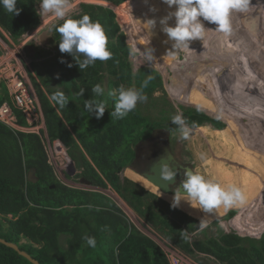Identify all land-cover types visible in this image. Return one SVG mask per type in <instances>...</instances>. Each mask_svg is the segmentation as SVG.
Segmentation results:
<instances>
[{
    "label": "trees",
    "instance_id": "obj_1",
    "mask_svg": "<svg viewBox=\"0 0 264 264\" xmlns=\"http://www.w3.org/2000/svg\"><path fill=\"white\" fill-rule=\"evenodd\" d=\"M17 8L19 14L13 15L0 5V25L16 41L41 24L35 0H17ZM83 14L103 26L112 58L97 60L87 68L79 69L71 55L60 52V35L55 30L52 38L55 55L50 58L37 49L36 56L44 60H33L37 76L33 74L31 79L38 90L49 138L64 144L77 168L81 169L79 177L87 178L95 186L105 187L106 183L115 186L133 210L162 232L177 249L190 256L198 252L212 256L220 264H264V254L250 248L249 243L248 247L244 246L223 233L191 241L190 233L200 228L197 218L172 208L163 194L146 190L137 179L136 182L128 178L121 180L120 173L129 167L135 156V145L157 128L171 131L173 128L165 122L164 110H160L158 118L152 119L149 114H144V106L140 104L121 119L111 118L115 100L108 92L118 89L121 80L131 85L130 48L113 8L84 3L79 12L70 17L79 18ZM61 23L57 21L56 24ZM69 63L73 66L68 67ZM149 76L151 80H148ZM106 77L108 86L105 88L102 84ZM158 79L159 73L155 69L143 67L138 71L137 90L147 97L146 102L162 100L153 98ZM96 84L105 89L103 97H96L91 91ZM81 88L84 89L82 96L79 95ZM57 90L64 92L69 100L64 108L51 100ZM9 98L5 83L1 82L0 105ZM88 99L105 101L102 118L97 119L85 111L84 104ZM16 114L17 124L27 126L23 112L16 110ZM183 118L194 128L204 123L223 126L218 119L195 108H186ZM32 169L37 182L29 179ZM85 235L95 237V248L87 245L83 239ZM0 238L17 244L40 264H171L163 248L137 228L116 202L108 200V196L58 182L40 134L16 130L1 120ZM249 241L264 244V237ZM0 264L34 263L0 241Z\"/></svg>",
    "mask_w": 264,
    "mask_h": 264
},
{
    "label": "rangeland",
    "instance_id": "obj_2",
    "mask_svg": "<svg viewBox=\"0 0 264 264\" xmlns=\"http://www.w3.org/2000/svg\"><path fill=\"white\" fill-rule=\"evenodd\" d=\"M124 2L128 0H69L66 18L78 13L84 3L113 7L121 26L120 31L126 34L130 48L131 85L121 80L120 86L137 89L136 77L141 68L150 67L157 70L159 79L158 83L155 82L153 98L162 100L138 102V105L144 106V114H149L155 119L160 115V110H164L167 115L165 122L173 128L170 130V138L176 157L191 164L192 168L206 178L213 179L224 187L234 184L244 192L245 201L242 204L230 209L221 206L214 210L212 215H206L201 210L193 208L190 203L181 201L178 210L197 218L199 222L202 219L207 223L203 230L198 228L191 232L190 240L223 233L236 238L244 246L248 247L249 243L252 245L250 248L264 254L262 248L264 244L249 241L250 238L259 241L264 237V0H250L246 12H237L240 18L231 15L233 31L230 35L218 31L215 24L203 21L206 28L203 41L192 40L189 47L175 52L172 51L173 42L162 32V25L159 22L160 18L173 9H169L162 0H129L127 9L117 8ZM35 4L40 8L38 0H35ZM152 8L156 11H152ZM142 14L145 16L144 20L141 18ZM146 17L155 19L156 24L153 28L150 29ZM53 18L54 15L49 13L42 21V25L18 41L0 25V73L12 70L21 74L26 80L27 87L37 90L32 85L31 77L33 74L37 76L32 63L33 60L35 62L44 60L36 56L39 51L37 49L47 53L50 58L55 55L53 31H47L51 24L58 21L52 20ZM169 24L174 25L175 18L169 20ZM249 27L254 28L255 34ZM149 48L152 49L154 56L151 62L146 61L143 56V52ZM195 70L196 74L192 76L191 73ZM121 78L120 76L119 79ZM107 80L108 77L102 84L105 88L108 86ZM188 107L204 111L218 119L223 126L216 127L212 123H204L194 128L185 123L189 138L183 139L180 127L171 120L177 114L183 117L184 110ZM241 108L246 113V118L236 114ZM33 117L36 118L34 115ZM33 132L40 134L58 182L108 196V200L116 202L137 228L163 248L171 264H220L212 256L199 252L195 256H190L177 249L162 232L145 222L112 184L106 183L105 187H100L81 183L79 177L81 169L77 168L61 141L54 142L49 138L45 120L36 119ZM34 176L32 178H35ZM120 178L123 181L126 178L134 182L138 180L137 183L140 186L145 185L146 190L161 194L144 178L136 177L129 167L120 173ZM163 195L171 204L173 194ZM230 210H234L232 214ZM244 230H250L251 233L247 234ZM200 258H203L201 262Z\"/></svg>",
    "mask_w": 264,
    "mask_h": 264
},
{
    "label": "clouds",
    "instance_id": "obj_3",
    "mask_svg": "<svg viewBox=\"0 0 264 264\" xmlns=\"http://www.w3.org/2000/svg\"><path fill=\"white\" fill-rule=\"evenodd\" d=\"M38 2L40 4V10L38 11L40 16L43 17L48 13H52L56 20L62 21L59 25L51 24L47 31L55 30L59 33L58 46L60 52L71 55L79 69H85L97 60L106 61L112 58V53L107 46L108 37L103 26L98 21H94L88 14H83L79 18L70 17L66 19L69 12V0H38ZM162 3L166 4L169 9H173L166 16L160 18L159 22L162 25V32L166 34L168 40L173 42L172 51L175 52L181 48L189 47V43L192 40L200 39L203 41L206 35L203 21L215 24L218 31L230 35L233 31L232 13L246 12L250 0H162ZM0 5L13 15H18L20 12V9L17 8V0H0ZM151 10L156 11L155 8ZM172 18H175L174 25L169 24V20ZM147 21L150 29L156 24L155 19H148ZM30 31H27L22 36H27ZM81 56L83 59L80 58ZM143 56L146 61L151 62L154 60L153 52L150 48L143 52ZM60 62L64 63V60L61 59ZM72 66L71 63L68 64V67ZM151 79L152 77L149 76L148 80ZM146 85L147 81H145L144 86ZM91 91L96 97L105 95V89L100 84L94 85ZM83 93L84 89L81 88L79 95L82 96ZM108 95L115 100L114 111L110 112V116L116 119L125 117L136 108L138 102L147 99L141 90L125 88L124 86L109 91ZM51 100L60 108H64L69 103L64 92L60 90L52 94ZM84 108L89 115L94 114L97 119H100L105 113L106 103L101 99H88L85 101ZM171 122L180 127L183 133L182 138L187 140L189 138L188 129L185 126V120L182 115L173 116ZM13 128L21 130L16 127ZM161 172L162 178L167 181L173 180L176 175L170 166L165 167L162 165ZM183 176L184 179L181 184L174 189L171 200L172 208H177L181 205V201H186L193 208L201 210L206 215H212L214 210L221 206L225 209H230L245 201L244 192L234 184L224 187L219 182L195 172L192 168H185ZM199 227L203 230L207 227V223L201 219ZM184 238L187 239L186 234ZM83 239L89 247H96L95 237L85 235Z\"/></svg>",
    "mask_w": 264,
    "mask_h": 264
},
{
    "label": "built area",
    "instance_id": "obj_4",
    "mask_svg": "<svg viewBox=\"0 0 264 264\" xmlns=\"http://www.w3.org/2000/svg\"><path fill=\"white\" fill-rule=\"evenodd\" d=\"M0 81L5 83L10 97L9 100L0 105V120L21 130L33 131V124L36 119L37 121L40 119L44 121V114L37 92L35 91L36 89L33 87L32 89L28 88L23 75L12 70L9 72L2 71L0 73ZM16 110L23 112L28 121L27 126L17 124L18 116Z\"/></svg>",
    "mask_w": 264,
    "mask_h": 264
},
{
    "label": "water",
    "instance_id": "obj_5",
    "mask_svg": "<svg viewBox=\"0 0 264 264\" xmlns=\"http://www.w3.org/2000/svg\"><path fill=\"white\" fill-rule=\"evenodd\" d=\"M258 36V35H256ZM263 42H264V36H263ZM60 143V142H59ZM60 145V144H58ZM61 146V145H60ZM158 151L156 153V156H154L153 162L150 166L149 171H145L141 173V176L146 179L148 182H151L154 186H156L161 192L166 194H174V189L181 184V181L178 182V176L179 174H182V178L184 179L183 172L185 168H192V165L189 163H184L180 161L176 155L174 154L170 142L166 141L164 142L163 146L160 148H156ZM162 165L165 167L170 166L172 170L175 171L176 175L175 178L171 181H167L162 178ZM195 172L194 168H192ZM199 173V172H198ZM200 174V173H199ZM35 175V170L32 169L28 176L29 179L33 182H37V178H32ZM81 183L86 185H93L90 180H88L85 177L80 178ZM0 241L10 245L11 247L17 249L21 254L29 258L34 264H40L38 260L31 257L30 254L27 252L21 250L17 244L8 242L2 238H0Z\"/></svg>",
    "mask_w": 264,
    "mask_h": 264
},
{
    "label": "flooded vegetation",
    "instance_id": "obj_6",
    "mask_svg": "<svg viewBox=\"0 0 264 264\" xmlns=\"http://www.w3.org/2000/svg\"><path fill=\"white\" fill-rule=\"evenodd\" d=\"M170 135V130L157 128L148 137L140 140L135 145V156L130 163L129 168L136 177L143 178L141 173L149 171L154 156H156L158 151L156 148L162 147L166 141H169L171 145ZM181 176L182 174H179L177 179L178 182H182L183 178Z\"/></svg>",
    "mask_w": 264,
    "mask_h": 264
},
{
    "label": "bare ground",
    "instance_id": "obj_7",
    "mask_svg": "<svg viewBox=\"0 0 264 264\" xmlns=\"http://www.w3.org/2000/svg\"><path fill=\"white\" fill-rule=\"evenodd\" d=\"M128 2H129V0H128ZM128 2H124L122 5H120V6H118L117 8H119L120 10L124 7V8H126V6H127V3ZM127 9V8H126ZM138 10H139V8H138ZM257 10V9H256ZM140 12V11H139ZM137 15L139 14V13H136ZM232 14H234V16L236 17V18H240V16L238 17V13L236 12H233ZM240 14V13H239ZM141 18H143V20H144V18H145V16L142 14V16H141ZM146 19L148 20V19H150L149 17H146ZM145 19V20H146ZM235 22H236V20H235ZM237 23V22H236ZM236 23H235V26H236ZM240 27V26H239ZM249 30L252 32V33H254L255 34V32H254V28H250L249 27ZM238 33V32H237ZM241 35V34H240ZM257 38V37H256ZM228 41V40H227ZM240 44V43H239ZM207 46V45H206ZM209 46V45H208ZM206 49H207V47H206ZM232 49V48H231ZM213 59V58H212ZM232 59V58H231ZM216 65V64H215ZM231 65V64H230ZM218 67V66H217ZM194 70V69H193ZM192 74V76H194V74H196V70L195 71H193V73H191ZM198 78V77H197ZM195 83H196V81H195ZM203 84H201V86H202ZM206 85V84H205ZM193 88V87H192ZM185 90V89H184ZM233 90V89H232ZM235 97V96H234ZM239 97V96H238ZM223 99V98H222ZM236 99V98H235ZM205 102H206V100H205ZM235 102H237L236 100H235ZM208 104V103H207ZM247 107H249V105L247 106ZM212 108H213V106H212ZM234 109V108H233ZM235 110V109H234ZM239 111H237V113L236 114H238L239 116H241V117H244V118H246V113L244 112V110L241 108V109H238ZM246 110H249L250 111V109H246ZM245 110V111H246ZM253 110V109H252ZM243 111V112H242ZM236 112V111H235ZM242 113V115H240V113ZM247 112V111H246ZM229 114V113H228ZM262 116V115H261ZM230 119H231V117H229ZM233 120V119H232ZM234 122H236L235 120H233ZM254 121V120H253ZM264 121V120H263ZM235 125L237 124V123H234ZM234 125V126H235ZM238 127V126H237ZM244 129V128H243ZM149 183H151V182H149ZM152 184V183H151ZM153 185V184H152ZM154 186V185H153ZM156 187V186H155ZM157 188V187H156ZM158 189V188H157ZM158 191H160L159 189H158ZM161 192V191H160ZM162 194H166V193H163V192H161ZM244 210V209H243ZM242 210V211H243ZM249 233H251V232H248L247 234H249ZM249 239V238H248ZM250 240V239H249Z\"/></svg>",
    "mask_w": 264,
    "mask_h": 264
},
{
    "label": "crops",
    "instance_id": "obj_8",
    "mask_svg": "<svg viewBox=\"0 0 264 264\" xmlns=\"http://www.w3.org/2000/svg\"><path fill=\"white\" fill-rule=\"evenodd\" d=\"M111 8H113V7H111ZM37 9H38V11L40 10V8H38L37 7ZM47 16H49V13L48 14H46V15H44L43 17L41 16V19H42V21H44L45 19L44 18H46ZM54 19H56L55 17L52 19V20H54ZM51 20V21H52ZM44 23V22H43ZM42 25V24H41ZM34 32V31H33ZM6 100H8V99H6ZM5 100V101H6ZM60 141V140H59ZM35 178H37L36 176H34ZM38 180V179H37ZM248 232H250V230H246V233H248Z\"/></svg>",
    "mask_w": 264,
    "mask_h": 264
}]
</instances>
